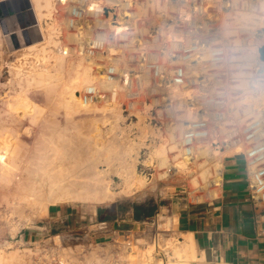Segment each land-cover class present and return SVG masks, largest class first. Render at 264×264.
Here are the masks:
<instances>
[{
  "label": "rangeland",
  "instance_id": "374dc122",
  "mask_svg": "<svg viewBox=\"0 0 264 264\" xmlns=\"http://www.w3.org/2000/svg\"><path fill=\"white\" fill-rule=\"evenodd\" d=\"M89 1L18 0V25L32 29L18 39L13 35V46L0 41V153L9 152L0 161V264H27L28 254L17 242L22 236L42 240L33 252L44 259L58 261L69 252L50 235L58 232L41 229L53 206L93 213L112 203L127 209L134 202H155L160 192L165 205L169 191L196 201L218 193L225 155L242 153L246 145L218 149L208 138L186 139L189 123L199 117L184 99L194 80L176 77H207L208 108L224 114H215L212 122L220 118L230 125L226 128L237 124L241 129L264 123V71L258 65L264 63V0H196L197 5L98 0L104 11L102 6L89 11ZM249 10L263 17L262 36L256 27L235 21L238 12ZM128 114L141 129L138 136L120 132ZM151 114L163 122V133L148 124ZM61 132L76 134V145L81 143L63 157L49 141ZM83 148L86 155L79 160ZM85 161L105 171L111 190L127 188L129 194L102 204L57 198L60 193L46 180L52 167ZM127 237L130 248H122V257L112 264H129L126 256L133 253L130 264H180L183 252L193 248L191 236L180 240L165 224L128 232L121 241ZM97 254L106 252L99 248ZM78 261L73 252L63 264Z\"/></svg>",
  "mask_w": 264,
  "mask_h": 264
},
{
  "label": "crops",
  "instance_id": "0c3cea01",
  "mask_svg": "<svg viewBox=\"0 0 264 264\" xmlns=\"http://www.w3.org/2000/svg\"><path fill=\"white\" fill-rule=\"evenodd\" d=\"M5 1L0 0V41L13 46L11 32L22 25L15 15L8 14ZM249 179L246 156L230 153L223 159L221 185L214 197L196 201L169 191L165 196H169V204L165 205L160 192L155 211L148 216H137L136 212L147 200L134 202L127 209L112 203L97 207L93 213L53 206L41 229L75 230L105 220L113 230L105 237L108 239L124 238L128 232L141 231L150 224H165L180 240L192 237L194 247L189 250L188 264H264V202L252 199Z\"/></svg>",
  "mask_w": 264,
  "mask_h": 264
},
{
  "label": "built area",
  "instance_id": "2783aa9c",
  "mask_svg": "<svg viewBox=\"0 0 264 264\" xmlns=\"http://www.w3.org/2000/svg\"><path fill=\"white\" fill-rule=\"evenodd\" d=\"M58 1L64 3L66 0ZM174 3L197 5L199 2L196 0H175ZM99 6H102L101 11H104V6L100 1L90 0L88 3V8L91 7L89 11H98ZM93 7H95V9H93ZM194 77L195 78L189 80V77H187V79L184 77L183 79L179 77L175 78L176 81L179 80L182 82H191L194 80V82L189 87L188 93L184 96V99L186 100L185 103L187 106L191 108L192 115H199V117L194 118L189 123L190 128L187 132H185V138L192 142L195 139L208 138L210 141H212V146L216 145L215 147L218 149H222L226 145H246V149L244 152H242V154H244L247 159V169L250 176V195L255 201L264 202V123L259 121L250 122V124L245 126L243 129L238 127L237 124H232L231 127H227V129L226 126L230 125H225L224 122H219L218 120L220 118L216 119V122H212L210 118L212 116L214 117L217 112L212 113L208 108V79L207 77L205 78L203 74L194 75ZM127 81L128 77L125 76V82ZM193 84H196L197 86H192ZM197 89H199V91L201 90V93L195 91ZM165 102L168 103L167 107H171L173 99L170 96L165 100ZM218 115L220 117H224L223 111L218 112L217 116ZM132 118L133 114H128L125 117V120L121 122L123 130L120 132H122L123 135H129L132 137L141 134L140 127L137 126V123L132 122ZM147 119L149 120H147L148 124L151 126L154 124L153 127L157 133H163V122L157 120L156 116L152 114ZM224 127L229 131L222 133L224 132ZM149 144L150 146L152 145L151 143ZM193 148V145L187 147V149L191 151ZM142 149H148V147L143 146ZM220 185L221 183L215 184L217 187H220ZM111 232H113V230L111 229L110 224L108 221L103 220L75 230H62L58 231V233H55V235H52L51 233V236L54 238H59L58 240L66 245L65 248L69 249L68 253L65 254L63 252V257L58 261H56L55 257L45 258V260L42 254L35 255V251L33 252V246L36 242L40 243L42 240H25L22 236L21 240L17 242H19V246H22L26 250V254H28L26 255L28 258L26 262L27 264H63L65 261L69 260V256L73 252H77L79 258L78 264H102V262H104V264H112L114 261L120 260V258L115 257H122L119 255V253L122 251V248H130L132 242L128 240V237L123 242L121 241L120 237L108 239L105 238ZM43 242L47 243L45 240ZM54 243H56L55 240ZM79 248H81V252L77 250ZM99 248H103L106 254L98 256L97 253ZM87 252L91 253V256L87 255Z\"/></svg>",
  "mask_w": 264,
  "mask_h": 264
},
{
  "label": "bare ground",
  "instance_id": "6f19581e",
  "mask_svg": "<svg viewBox=\"0 0 264 264\" xmlns=\"http://www.w3.org/2000/svg\"><path fill=\"white\" fill-rule=\"evenodd\" d=\"M90 9H91V7H90ZM93 9H95V7H93ZM251 10H253V9H251ZM237 14H239L238 16L236 15V17H235L237 19V20L235 19L237 24H239L243 27H249V28L250 27H256L257 35L262 36L263 32L259 28H261L263 26V20H262L263 17L258 16L256 13H253L250 10L248 12L247 11L246 12L242 11L240 13L238 12ZM254 50H255V52H257V47H255ZM58 58L60 60V57L58 56L57 61H58ZM258 65H259V69L264 71V63H258ZM259 93H260V91H259ZM71 106H72V104H70L68 102L67 107H71ZM74 127H75V125H74ZM74 129H76V128H74ZM74 133H76V132H74ZM77 133H78V131H77ZM79 134H81V133L79 132ZM68 135L69 134L61 132V133H56L54 135L55 138L53 136H52V138L50 137L51 140H49V141H51V143L55 145L56 151H60L61 156L64 153L66 154V150H68V149L72 150L73 148H76V149H77V147L80 148L81 143L79 146L76 145V143L79 144L80 138H77L76 134L70 135V136H68ZM91 137L92 136H90V138L87 137V139H89V141H90L92 139ZM75 138H77V139H75ZM82 140H84V139H82ZM67 143H69V144H67ZM52 147H54V146H52ZM67 152H69V151H67ZM234 152H236V151H234ZM7 153L9 154L8 149L7 150L5 149L4 153L3 152L0 153V161L6 160L5 159L6 157L4 155ZM68 154H70V153H68ZM80 154L81 155L77 156L79 158V160H80L81 156L83 158V156L86 155V150L84 149ZM70 156H74V154L73 155L70 154ZM75 156H76V154H75ZM57 157H59V156H57ZM65 158H66V155H65ZM73 164L74 165H71L70 167H65V168H60V169H56V165H58V164H56L54 167H52V171H50L47 174L48 176H47L46 180L50 184V189L52 191L57 190L60 193L59 196H57V198H63L64 200H67V201H81V202H87V203H92V204H102V203L113 201L117 197H120L122 195L127 196L129 194L130 191H128L129 189L127 190V188H124V189L121 188L120 191L111 190L110 179L109 180L107 179L108 175L106 176L105 171L98 169L97 164L94 161L93 162L92 161L91 162L85 161V162H81L79 164H75V163H73ZM77 167L79 168L78 170H77ZM72 168H75V170L73 171ZM69 169H72V170H69ZM48 170L49 169H47L46 171H48ZM221 171H222V169H221ZM44 176H45V174H44ZM123 178L125 179L126 176ZM129 180L130 179H128L127 181H129ZM124 182L126 183V181H124ZM131 184H132V182H131ZM193 247H194V244H193ZM183 253H184V254H182L183 256H181L182 257L181 262L183 264H188V261L191 258L190 255L188 254L189 251L185 250ZM126 255H128V253ZM150 255L152 256V254H150ZM132 256H133V258L136 257L135 253L130 255L128 258L130 259V257H132ZM128 258L126 256L125 260L127 262H129V264H130L131 261H129ZM149 259H152V258L149 257Z\"/></svg>",
  "mask_w": 264,
  "mask_h": 264
},
{
  "label": "water",
  "instance_id": "95a60500",
  "mask_svg": "<svg viewBox=\"0 0 264 264\" xmlns=\"http://www.w3.org/2000/svg\"><path fill=\"white\" fill-rule=\"evenodd\" d=\"M18 0H6L4 2V4H6L7 6V9H8V14H13L15 16H19V14L22 13L21 9H17L15 8V3L17 2ZM23 10V9H22ZM20 11V12H19ZM28 29H32V25L29 24L27 26H24L22 25L21 27L19 28H16L15 30H13L11 33H14V37L16 36V38H21L22 36H24L25 34V31H27ZM22 44V43H21Z\"/></svg>",
  "mask_w": 264,
  "mask_h": 264
},
{
  "label": "trees",
  "instance_id": "16d2710c",
  "mask_svg": "<svg viewBox=\"0 0 264 264\" xmlns=\"http://www.w3.org/2000/svg\"><path fill=\"white\" fill-rule=\"evenodd\" d=\"M156 205L153 201H148L145 204L137 206V216L144 214L146 216L151 215L155 211Z\"/></svg>",
  "mask_w": 264,
  "mask_h": 264
},
{
  "label": "flooded vegetation",
  "instance_id": "af4514ba",
  "mask_svg": "<svg viewBox=\"0 0 264 264\" xmlns=\"http://www.w3.org/2000/svg\"><path fill=\"white\" fill-rule=\"evenodd\" d=\"M263 54H264V48H263Z\"/></svg>",
  "mask_w": 264,
  "mask_h": 264
}]
</instances>
